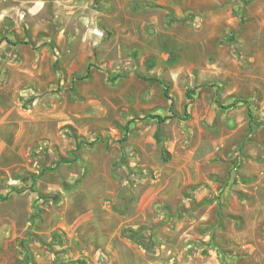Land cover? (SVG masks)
Returning <instances> with one entry per match:
<instances>
[{
    "label": "rangeland",
    "instance_id": "1",
    "mask_svg": "<svg viewBox=\"0 0 264 264\" xmlns=\"http://www.w3.org/2000/svg\"><path fill=\"white\" fill-rule=\"evenodd\" d=\"M126 2L0 0V264H264V0Z\"/></svg>",
    "mask_w": 264,
    "mask_h": 264
},
{
    "label": "trees",
    "instance_id": "2",
    "mask_svg": "<svg viewBox=\"0 0 264 264\" xmlns=\"http://www.w3.org/2000/svg\"><path fill=\"white\" fill-rule=\"evenodd\" d=\"M89 73H90V68L88 69L87 74H89ZM166 92H167L166 95H167L170 99H172V97H171L170 94H169V87H167V91H166ZM195 92H196L195 89H189V90L187 91V98H188V101L186 102V104H185V109H184V112H185L186 115H189V114H188V107L190 106L191 101H192V98H193V95H192V94L195 93ZM234 104H235V103H230V104H229V107L233 106ZM173 114H174V116H177L176 113H173ZM150 116H152V115H150ZM153 116L159 118V120H160L161 122L164 121V120H166L165 117H163V116H161V115H153ZM249 116H252V115L249 113ZM125 138H126V137H125ZM80 145H81V143H79L78 147H80ZM22 180H23V181H26V182L32 181L33 184H34V183L36 182V177H34V176H32V175H22ZM13 190L18 191V188H17L16 186H12V187H10V191H8L6 197H7L8 194H9L11 191H13Z\"/></svg>",
    "mask_w": 264,
    "mask_h": 264
},
{
    "label": "crops",
    "instance_id": "3",
    "mask_svg": "<svg viewBox=\"0 0 264 264\" xmlns=\"http://www.w3.org/2000/svg\"><path fill=\"white\" fill-rule=\"evenodd\" d=\"M127 2H128V0H127ZM121 30H122L121 32L126 33V34L134 33V31L130 30L128 26H122ZM0 106H1V104H0Z\"/></svg>",
    "mask_w": 264,
    "mask_h": 264
}]
</instances>
